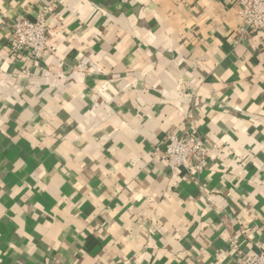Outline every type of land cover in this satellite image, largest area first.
<instances>
[{
  "label": "crops",
  "instance_id": "crops-1",
  "mask_svg": "<svg viewBox=\"0 0 264 264\" xmlns=\"http://www.w3.org/2000/svg\"><path fill=\"white\" fill-rule=\"evenodd\" d=\"M49 6L53 51L12 55L14 23ZM237 11L0 0V264H236L264 250V34L240 36ZM185 132L208 154L172 177L152 153Z\"/></svg>",
  "mask_w": 264,
  "mask_h": 264
},
{
  "label": "built area",
  "instance_id": "built-area-1",
  "mask_svg": "<svg viewBox=\"0 0 264 264\" xmlns=\"http://www.w3.org/2000/svg\"><path fill=\"white\" fill-rule=\"evenodd\" d=\"M238 7L237 17L240 21L238 34L252 36L264 34V0H235ZM53 12V7L45 8L35 21L20 19L12 26L9 41L10 52L14 56H26L38 61L44 55L51 53L49 47L50 29L47 16ZM163 148L156 147L152 159L162 163L172 177H178L182 170H201L208 148L206 143L194 133L185 132L182 135L168 134ZM195 160L196 165L191 162ZM233 251H238L235 241L231 242ZM236 264H264V250L257 255H245L237 259Z\"/></svg>",
  "mask_w": 264,
  "mask_h": 264
}]
</instances>
